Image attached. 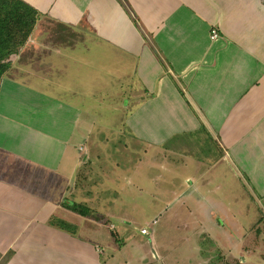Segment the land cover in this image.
Listing matches in <instances>:
<instances>
[{
	"label": "crops",
	"instance_id": "obj_1",
	"mask_svg": "<svg viewBox=\"0 0 264 264\" xmlns=\"http://www.w3.org/2000/svg\"><path fill=\"white\" fill-rule=\"evenodd\" d=\"M21 1L37 12L38 19L64 22L62 26L71 29L75 38L81 31L90 38L97 35L115 51L107 60H120L121 55L136 58L122 128L133 143L144 147L137 154L146 156V164H162L167 173L200 167V179L187 177L185 186L201 196V190L195 191L210 185L206 176L215 155L236 164L237 185L251 197L252 205L233 206L234 215L248 213L251 221L242 225L243 235L237 237V250L231 253L239 257V264H264L255 233L262 225L259 220L264 221V0ZM211 28L217 30L215 40L210 39ZM33 35L38 37L37 30ZM71 42L60 44L67 47ZM85 42L77 39L75 47L86 50ZM43 51L40 68L26 75L0 76V260L2 264H109L134 237L127 226L116 231L109 223L120 199L110 196L128 193L123 191L124 163L143 161L130 154L122 159L104 156L103 160L111 159L106 168L119 178L111 179L110 185L100 183L96 190L86 173L81 185L76 184L84 164L102 156L91 154L86 138L92 140L90 148L104 152L105 144L93 138L101 126L96 120L90 122L82 107L22 79L33 78L35 72L47 76L52 66L65 73L74 61L63 50L60 55ZM54 53L59 63L52 59ZM20 55L10 56L11 68ZM98 68L103 77V66ZM127 70L116 68L114 75ZM60 89L70 95L76 88ZM178 193L182 203L186 196L181 189ZM67 200L83 204L103 221L63 207ZM183 211L174 218V226L196 227L199 242L218 237L224 254L226 239L211 235L212 220L202 219L191 205ZM55 220L72 229H60ZM112 231L125 243L120 249ZM149 241L155 255L143 256L144 264H198L203 251L207 264L206 247L197 243L182 262L171 261L156 250L153 239Z\"/></svg>",
	"mask_w": 264,
	"mask_h": 264
},
{
	"label": "rangeland",
	"instance_id": "obj_2",
	"mask_svg": "<svg viewBox=\"0 0 264 264\" xmlns=\"http://www.w3.org/2000/svg\"><path fill=\"white\" fill-rule=\"evenodd\" d=\"M59 23L55 24L36 17L32 32L26 38L23 46L16 50L9 49L4 51L0 49V57L3 56V58H0V76L18 75V73L26 75L29 74L28 71L30 69L40 68L37 63L42 60L39 56H43V50L45 49L47 54L56 51V54L60 55L61 50H63L74 56L73 63L65 69V73L61 72L59 68L52 66V73L48 71L49 74L47 76L35 72L33 78L29 79L27 78L28 76L21 77L26 80V84L32 82V84L34 83L33 85L68 99L69 102L82 107L86 112V118L90 122L96 120L97 125L101 126L98 133L93 132V138L98 141L99 145L100 141L105 144L104 152L94 146L90 148L92 140L86 138L91 154L102 156L96 158L92 163L84 164L86 168L77 176L76 184L81 185L82 178L86 173L90 184L94 185L96 190H98L100 183L113 184L114 182L111 179L114 181L119 177L115 176L116 174L112 170L106 168L109 165L106 162L111 159L103 160L104 156L122 159V157L127 158L128 154H130L133 159L136 157L138 161H143L137 162L136 165L134 164L135 162L133 163L134 165L124 163L126 168L124 175L127 178L123 181L126 186L123 191L128 190V193L122 192V195L110 196L119 197L120 199L114 205L115 213L109 223L117 228L116 231L127 226L134 233V237L127 243L124 250L113 254L114 258L110 260L109 264H144L143 256L147 255L149 257L151 253L155 255L150 245L149 240L151 239H153L156 250L161 254L167 255L171 261L177 260V258L182 262L187 261L188 257L192 255V245L197 243L201 248L206 247L204 250H207V264H239V257L236 256V253H232L237 250V245L239 244L237 237H242L243 235L242 225H246L245 223L247 222L250 223L251 218L247 216L248 213L244 214V212L240 213L241 216L234 215L233 206H238L237 202L245 206L248 204L252 205V202L251 197L243 193L237 185L236 166H234L236 164L232 162L233 165L227 164L224 159L219 158L220 155H215L208 169H212V171L206 176V178H210V185L205 189L201 188L195 191L201 190L204 196L194 193L193 188L188 189L185 186L187 177H192L197 181L200 179L202 173L200 167H198L197 171L191 168L190 170L180 168L177 173H167L163 170L162 167L164 165L162 166V164H146V156L142 153H140L141 155L137 154L140 149L143 151L144 147L133 143L130 140V136L122 128L124 106L128 97L126 92L131 87L128 79L133 74L132 68H134L133 65L136 58L121 55L120 60H117V58H109L107 60L105 57L115 54V51L112 48L109 49V45L102 42L97 35L91 34L92 37L90 38L87 31H81L75 38L76 35L72 34L71 29L67 30L66 27L62 26L64 22L59 21ZM34 29L35 32L37 30L38 37H33ZM77 39L86 41V50H84L86 47H75ZM61 42H71L73 44L64 47V44H60ZM35 44L38 45L36 51L33 49ZM20 53L19 59L15 61V67L11 68L12 61L10 62V56L15 58ZM56 54L52 55V59L59 63L57 60L59 57ZM77 58L81 61L77 60ZM97 65L103 66L102 69L105 72L103 77ZM125 66L130 69L127 70L128 72L124 73V71H121L120 74L114 75L116 68H125ZM2 67H4V71H1ZM79 69L80 73L76 74ZM96 76H100L99 81L95 78ZM48 80L52 83L48 82ZM67 85L76 88L74 93L65 95L61 92L60 87ZM103 126L111 128L114 132H106ZM110 143L116 144V146L110 145V148H114L113 152L109 148ZM121 146L125 149L123 150L124 152H121ZM102 163L104 164L99 167ZM246 187L247 191L252 192L249 186ZM139 189H143L145 193H141L138 191ZM180 189L186 196L185 201H182V203H179L181 194L179 195L178 192ZM150 192L152 194L149 195ZM183 204L185 206L191 205L205 221L210 222L212 220V226H210L211 235L219 237L223 235V238L226 239L223 244L224 254L218 237L206 239V241L205 239H200L201 242H199L197 237L194 236L196 227L174 226L176 222L174 218H178V215L184 212L183 208L185 206ZM242 210L243 208L240 207V212ZM91 216L96 220L103 221V218L96 216L95 213H92ZM153 221L156 222L152 223ZM259 221H261L262 225L258 229L256 228L255 233L259 237L257 244L262 250L261 252H263L264 221L262 219ZM148 224H150L148 229L150 235L141 236L139 231L146 228ZM119 237L121 238V236L116 237L119 241L118 245L116 244L118 249L125 244L120 241ZM203 252L200 253L202 258L197 257L196 263L203 264L205 260ZM115 254H119L117 255L118 257ZM0 264H2L1 260Z\"/></svg>",
	"mask_w": 264,
	"mask_h": 264
},
{
	"label": "trees",
	"instance_id": "obj_3",
	"mask_svg": "<svg viewBox=\"0 0 264 264\" xmlns=\"http://www.w3.org/2000/svg\"><path fill=\"white\" fill-rule=\"evenodd\" d=\"M37 12L21 0H0V49L16 50L24 45L26 38L36 22ZM3 58V56H1ZM0 57V58H1ZM63 207H66L81 216H90L92 212L83 204L74 201H64ZM60 229H72V227L59 220L54 221ZM111 236L118 244L117 236L112 231Z\"/></svg>",
	"mask_w": 264,
	"mask_h": 264
},
{
	"label": "built area",
	"instance_id": "obj_4",
	"mask_svg": "<svg viewBox=\"0 0 264 264\" xmlns=\"http://www.w3.org/2000/svg\"><path fill=\"white\" fill-rule=\"evenodd\" d=\"M218 38V33H217V30L215 28H211L210 29V39L211 40H215ZM81 150V148H80ZM148 229H149V226H146V228H143L140 230V233L144 236H149V232H148Z\"/></svg>",
	"mask_w": 264,
	"mask_h": 264
}]
</instances>
